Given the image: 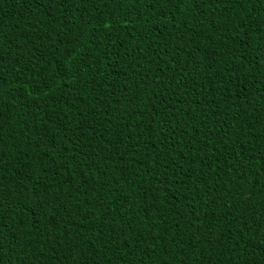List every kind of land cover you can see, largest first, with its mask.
Returning a JSON list of instances; mask_svg holds the SVG:
<instances>
[{"label":"trees","instance_id":"1","mask_svg":"<svg viewBox=\"0 0 264 264\" xmlns=\"http://www.w3.org/2000/svg\"><path fill=\"white\" fill-rule=\"evenodd\" d=\"M0 264H264V0H0Z\"/></svg>","mask_w":264,"mask_h":264}]
</instances>
